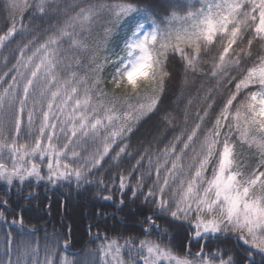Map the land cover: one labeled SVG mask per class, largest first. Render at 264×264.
Instances as JSON below:
<instances>
[{"label":"snow or ice","instance_id":"1","mask_svg":"<svg viewBox=\"0 0 264 264\" xmlns=\"http://www.w3.org/2000/svg\"><path fill=\"white\" fill-rule=\"evenodd\" d=\"M95 8L114 18L93 16ZM133 10L132 2L0 0L8 53L0 56V177L40 176L41 164L49 180L94 176L110 152L127 154L134 162L109 182L145 188L192 225L182 243H152L148 264H264V0H201L182 18L186 26L134 35L109 91L99 76L108 58L101 63L96 53L110 51L113 29ZM64 38L92 50L86 76L73 71ZM178 62L195 96L187 99L194 111L185 107L176 124L161 113ZM154 119L158 131L133 154L131 141ZM161 124L173 133L162 149L154 147Z\"/></svg>","mask_w":264,"mask_h":264},{"label":"trees","instance_id":"2","mask_svg":"<svg viewBox=\"0 0 264 264\" xmlns=\"http://www.w3.org/2000/svg\"><path fill=\"white\" fill-rule=\"evenodd\" d=\"M65 2L80 3L81 6L88 3L134 4V10L113 29L109 43L110 51L101 50L96 53L101 63H104L105 57L108 58L109 62L104 65L99 76L107 90L111 91L112 73L123 63L117 57L124 54L125 42L130 35L144 25H147L150 31L159 26L158 31L161 34L165 30L186 26L182 18L189 12L195 13L200 8L201 0H65ZM108 11L95 8L92 15L114 18L108 15ZM114 11L118 12L119 9ZM174 13L176 18H173ZM24 15L27 16V12ZM106 26L111 27L110 24ZM0 35H3V31H0ZM83 43L73 44L64 38L60 44V47L66 50L65 56L73 64V71L81 77L86 76L89 57L92 55V50L84 47ZM161 43L165 41L161 40ZM156 48H159V44ZM7 54L5 49L0 48V56ZM169 55L173 53L170 52ZM175 55L179 61V54ZM77 60L79 64L76 63ZM2 64L3 60L0 58V65ZM174 68L176 70L174 80L170 85L167 99L164 100V111L161 115L165 112L171 113L175 117V123L179 124L183 119L182 111L185 107L190 113L194 111L192 106L187 104V99L194 97L195 93L183 85L184 74L179 70V62ZM81 94L83 95L82 90ZM95 100L93 97V103ZM158 122L154 119L141 127L137 137L131 141L130 152L135 153L138 140L152 139V133L158 131L155 128ZM160 130L163 131V135L154 147L162 149L173 133L170 129L164 130L162 124ZM31 139L32 137L28 136L22 143L31 142ZM76 150L81 151L79 147ZM91 150L89 148V151ZM6 153L7 150L0 152V157ZM110 156L111 152L105 156L107 163L102 161L103 166L94 173V176H69L49 180L47 169L41 164L40 176L13 178L11 181L0 177V264H117V259L119 264H139L141 259L144 260V264H148L147 248L152 243H166L169 247L182 243L192 227L190 221L173 217L169 206L162 207L158 200L147 195L143 187L137 189L130 184L120 189L114 181L109 182L108 177L118 171L122 172L130 162H134L127 154L122 153L112 159ZM34 162L40 164L39 160ZM180 163L184 164L185 160L182 158ZM95 176L102 180L95 179ZM151 219L155 220L158 228H152L150 233H146L144 226L148 225ZM192 239L195 244L199 237L193 236ZM110 243L118 246L116 251L110 247ZM215 251L216 248L213 246L212 252ZM162 264L169 262L163 261Z\"/></svg>","mask_w":264,"mask_h":264},{"label":"rangeland","instance_id":"3","mask_svg":"<svg viewBox=\"0 0 264 264\" xmlns=\"http://www.w3.org/2000/svg\"><path fill=\"white\" fill-rule=\"evenodd\" d=\"M147 32H150V30L148 29L147 25H144V26L140 27V29H138L135 33H133L132 35H130V37L127 39V41L131 40L134 37V35H140V34L147 33ZM126 54L127 53H126V50H125L124 51V54L122 55V57L125 56ZM128 59H132V58L129 57ZM126 62H127L126 60L123 61V63H126ZM140 83H141L142 90L147 92L148 89L144 88V85L147 83L146 79L140 78Z\"/></svg>","mask_w":264,"mask_h":264}]
</instances>
